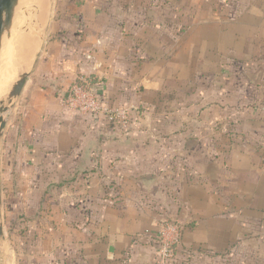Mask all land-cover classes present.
<instances>
[{
	"label": "crops",
	"instance_id": "0c3cea01",
	"mask_svg": "<svg viewBox=\"0 0 264 264\" xmlns=\"http://www.w3.org/2000/svg\"><path fill=\"white\" fill-rule=\"evenodd\" d=\"M148 1V4L144 0L96 2L94 8L104 7V19L96 14L92 31L84 34L81 43L74 44L69 36V50L64 54L61 47L66 45L57 39L52 43L46 51L49 60L33 68L21 93L23 111L15 136L17 151L5 172L8 187L13 186L11 197L17 198L14 186L18 184L21 199L31 200L27 204L31 208L43 211L46 200L60 198L58 205H61L62 194L69 196L67 205L72 204L64 210L66 219L73 220L75 232L91 228L97 241L103 240L104 246L107 245L108 255L104 256L107 264L112 262L116 246L123 248L127 245L125 240L144 229L138 225L157 221L158 212L154 209L165 211L166 208L174 213L179 208L172 201L189 198L192 191L202 225L210 227L212 221L216 229V223H229L227 238L213 243L217 250L236 245V225L240 220H244L245 228L238 230L247 232L252 227L246 218L240 219L239 200L244 202L243 215L253 209V200H262L255 204L259 212L264 210V154L257 153L264 152V143L255 142L257 138L241 144L245 153H230L221 166L218 161L223 159L217 153L221 151L218 144L190 143L188 139L194 133L188 125H171V119H182V113L177 116L168 111L156 117L165 119V127H158L154 120L150 127L139 128L140 124L134 121L121 128L109 123L106 116L84 117L65 107L63 100L67 99L71 86L86 77L98 82L91 87L108 108L130 103L141 105L146 95L161 93L162 85L152 72L158 64L154 52L162 49L147 47L152 44L153 35L149 32L157 35V23L170 20L172 6L182 7L188 0ZM197 1V7L211 6L210 1ZM260 1L264 4V0ZM82 3L78 1L75 6H87ZM119 24L124 33H120V39H114L118 34L112 30ZM57 54L61 58L56 70L50 72L47 64ZM147 109L145 119L152 116L150 107ZM255 126L252 128L264 130L262 124ZM207 152L213 153L206 158ZM206 186L212 190V196L205 190ZM212 198L213 203L209 201ZM151 200L154 203L149 205ZM216 200L221 202L216 205ZM89 201H94L100 209L91 212ZM220 206L229 213L227 220L216 215ZM91 215L95 220L88 218ZM86 223L90 227L83 230Z\"/></svg>",
	"mask_w": 264,
	"mask_h": 264
},
{
	"label": "rangeland",
	"instance_id": "374dc122",
	"mask_svg": "<svg viewBox=\"0 0 264 264\" xmlns=\"http://www.w3.org/2000/svg\"><path fill=\"white\" fill-rule=\"evenodd\" d=\"M41 1L42 3L40 0H20L16 11V15L29 11L30 19L36 18L32 19L35 26L32 28L38 41L30 71L28 70L30 75L38 63L47 59L46 51L56 39L66 45L61 47L62 54L66 51L68 53L70 37H73L74 44L81 43L84 34L92 31L91 25L95 24L96 14L104 19V7L103 10L93 7L96 2L103 0ZM78 1L87 6H75ZM144 1L149 3L148 0ZM152 1L159 3L162 0ZM207 1H210L208 3L211 6L204 8L195 6L197 0H188L182 7L172 6L170 20L157 23L158 34L149 32L153 35L150 36L152 44L147 47L162 49L154 52L158 64L152 72L162 85L161 93L158 96L146 95L143 102L146 107L130 103L111 109L129 108L128 124L135 121L140 124L139 128L154 125V120L158 127H165V119L156 117L168 111L175 112L177 116L182 113V119H171V125H188L194 133L188 139L190 143L218 144L221 151L217 153L223 159L218 162L222 166L221 163L229 159L230 153H245L241 144L249 143L255 138L258 139L255 142L264 143V130L260 127L252 128L253 125L264 126V120L261 119L264 116V4L260 0ZM32 5H36V8ZM32 9L37 12L34 14ZM16 25L14 28L13 22L12 28L5 32L0 46V107L22 73L6 86L1 67L17 52L18 42H15L17 37L14 36L17 32ZM121 26L119 24L112 30L118 34L114 39L121 38ZM59 58L61 55L57 54L53 61L48 62L47 70L55 71ZM148 107L152 116L145 119ZM22 111L20 95L14 99L10 109L0 114L2 121H6L0 137V264H107L104 263V256L108 255V251L103 240L97 241L96 233L91 228L86 232H75L73 220L70 217L66 219L64 210H68L72 204L69 202L67 205L69 196L62 194L61 205H58L60 198L46 200L43 211L29 207L31 200L21 199L19 191H22L18 184L16 188L14 186V190L18 191L17 198L11 197L13 186L8 187L5 172L17 151L15 136L21 123ZM256 116L257 119H252ZM167 125H170L168 120ZM210 153L213 152H207L206 158ZM257 153L259 156L264 154L263 151ZM252 154L255 155V152ZM226 164L229 166L228 161ZM241 166L244 167L243 162ZM208 188L206 186L205 190L211 194L212 190ZM192 194H189V198L181 197L172 201L179 208L174 213L166 208L165 211L154 209L155 213L158 212L157 221L149 225L147 221L138 225L144 229L134 232L125 240L127 245L123 248L116 246L110 264H160L163 258L160 253V233L166 222L178 226L179 243L172 249V257L166 258L164 264H264V210L259 212V207L255 204L262 200H253L254 207L246 215L242 211L244 202H237L240 206L238 210H241L240 219L246 218L252 227L247 232L238 230L239 227H244V220H240L236 225V245L219 251L214 248L213 243L222 241V237L227 238L229 223H216L217 230L213 228L212 221L210 227L202 225L199 218L201 214L197 213L195 191ZM209 201L213 203L215 199ZM156 202L158 200L155 204ZM220 202L216 200V205ZM153 203L154 200H151L149 205ZM219 208L216 215H223L227 220L229 213L225 209L222 211L221 206ZM88 209L96 212L100 208L92 201ZM94 217L91 215L88 218L95 220ZM92 220V224H95ZM89 223H86L83 230Z\"/></svg>",
	"mask_w": 264,
	"mask_h": 264
},
{
	"label": "built area",
	"instance_id": "2783aa9c",
	"mask_svg": "<svg viewBox=\"0 0 264 264\" xmlns=\"http://www.w3.org/2000/svg\"><path fill=\"white\" fill-rule=\"evenodd\" d=\"M83 83V84H81ZM85 80L81 78L79 82L70 88L67 99L63 100L65 107L81 116H106L109 121L123 128L128 126L129 108L111 109L102 104L99 95L91 86L84 85ZM179 243V228L176 224L166 222L162 225L160 233V244L163 258L160 264H164L166 258L172 257V249Z\"/></svg>",
	"mask_w": 264,
	"mask_h": 264
},
{
	"label": "bare ground",
	"instance_id": "6f19581e",
	"mask_svg": "<svg viewBox=\"0 0 264 264\" xmlns=\"http://www.w3.org/2000/svg\"><path fill=\"white\" fill-rule=\"evenodd\" d=\"M30 1V0H29ZM38 1V0H37ZM28 2V1H27ZM26 2V3H27ZM32 2V1H31ZM40 2L42 3V1L40 0ZM25 3V4H26ZM40 3V4H41ZM30 4V2H29ZM33 4V3H32ZM36 4V3H35ZM31 5V4H30ZM34 5V4H33ZM32 5V6H33ZM37 5V4H36ZM35 5V6H36ZM31 6V8H32ZM33 6V7H35ZM43 6V4H42ZM26 8V6H24ZM30 7V6H29ZM36 8V7H35ZM24 9V8H23ZM34 9V8H33ZM32 9V11H34ZM25 10V9H24ZM23 10V11H24ZM36 10V9H35ZM47 11V10H46ZM37 11H34V14ZM30 13L29 11H27L26 13H15V17H14V28H15V24H17L15 29L16 35L14 34V36L17 37V41L18 42V49L17 52L15 54H13L12 57H10L9 62H5L4 65L1 67L2 68V72H4V79H5V83L6 86L9 85L10 83L13 82V80L21 73V72H25L28 71L31 68L32 65V61H33V54L35 51V46H36V42L38 41V37H36L33 34L34 28H32L34 25V21L35 20L33 17L32 19H30L31 17H29L28 14ZM32 14V13H31ZM34 16V15H33ZM36 17V16H35ZM38 17V16H37ZM43 19V18H42ZM39 20V18H38ZM44 21V20H43ZM37 22V21H36ZM42 24V23H41ZM13 26V25H12ZM43 26V25H41ZM35 27V26H34ZM41 28V27H40ZM14 30V29H13ZM14 30V31H15ZM39 31V30H38ZM42 32V31H41ZM39 33V32H38ZM37 34V33H36ZM13 36V33L11 34ZM8 36V35H7ZM40 36V35H39ZM16 45V44H15ZM14 45V47H16ZM6 52V51H5ZM30 71V70H29ZM28 71V72H29ZM15 81V80H14ZM9 89V88H8Z\"/></svg>",
	"mask_w": 264,
	"mask_h": 264
},
{
	"label": "water",
	"instance_id": "95a60500",
	"mask_svg": "<svg viewBox=\"0 0 264 264\" xmlns=\"http://www.w3.org/2000/svg\"><path fill=\"white\" fill-rule=\"evenodd\" d=\"M20 0H0V46L2 44V40L4 34L7 30L12 28L15 13L18 9ZM30 78V72L25 71L20 74L18 80L13 85L10 94L7 96L4 102H1L0 114L3 111H7L10 109L11 105L15 98L19 97L24 89V86ZM6 127V121L3 122L0 117V137ZM0 216H1V205H0Z\"/></svg>",
	"mask_w": 264,
	"mask_h": 264
},
{
	"label": "trees",
	"instance_id": "16d2710c",
	"mask_svg": "<svg viewBox=\"0 0 264 264\" xmlns=\"http://www.w3.org/2000/svg\"><path fill=\"white\" fill-rule=\"evenodd\" d=\"M83 79L85 80L84 85H87V86H94V85H96L98 83L92 77H86V78H83ZM77 82H79V80ZM81 84H83V83H81Z\"/></svg>",
	"mask_w": 264,
	"mask_h": 264
}]
</instances>
